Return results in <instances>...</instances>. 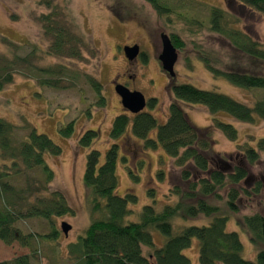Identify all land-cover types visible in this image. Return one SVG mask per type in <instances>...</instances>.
Masks as SVG:
<instances>
[{
  "label": "rangeland",
  "instance_id": "374dc122",
  "mask_svg": "<svg viewBox=\"0 0 264 264\" xmlns=\"http://www.w3.org/2000/svg\"><path fill=\"white\" fill-rule=\"evenodd\" d=\"M164 3L174 8V15L160 18L143 0H54L62 18L84 41L81 59L76 61L44 54L51 40L43 36L39 19L49 10L40 5L39 0H0V55L9 59L15 56L26 58L33 48L37 50L36 57L30 59L31 68H21L12 84L0 92V119L18 127L15 133L17 139L26 135L27 132L20 127L28 124L60 149L57 158L49 154L44 156L46 165L54 173L50 189L63 194L74 212L73 217L56 220L55 228L60 232L56 243L37 241L31 249H27L18 244L5 246L0 242V262L28 255L35 249L36 256L31 264H72L67 259L66 247L77 242L90 223L82 185L86 155L98 151L103 157L111 145L109 131L113 119L121 114H129L114 91L116 85L139 92L146 101L155 99L156 107L151 110L146 107L143 112L155 117L159 125L165 123L168 107L174 101L171 94L174 86L190 85L201 91L215 92L247 107L264 98L263 91L239 89L224 79L213 78L197 56L199 50L207 53L211 64L221 71L235 66L247 68L250 62L245 57L236 53L227 40L209 32L210 9L225 11L226 20L233 28L261 46H264L263 17L241 7L235 0H164ZM186 19L197 21L203 27L191 25ZM163 34L168 37L176 34L183 43V48L177 51L173 79L162 70L158 60ZM133 46L138 47L139 55L135 61L128 62L123 48ZM36 69H50L61 75L50 77L37 73ZM259 71L264 75L263 67ZM41 78L58 79V86H40ZM95 85L99 87L98 93ZM101 97L105 101L104 107L99 105ZM179 105L196 128L209 131L213 156L218 162L223 164L230 158V167L239 166L247 172L246 180L239 184L245 194L239 195L236 213H231L226 207L227 193L233 188L231 186L220 190L217 197L209 199L208 203L218 208V216L228 218L226 230L238 235L242 244L241 257L253 262L256 252L247 233L237 226V222L244 216H264V153H259V160L254 165L241 156H235L239 146L248 144L256 149L257 142L264 139V122L256 120L254 124H243L224 114L212 116L201 106ZM214 118L235 129V141L227 140L220 131L212 128ZM69 123H73V126L70 136L66 138L61 131ZM87 131L97 132L98 139L90 147L82 148L79 140ZM118 144L127 159L128 168L140 179L139 184H132L119 163L116 193L118 196L131 193L138 199L137 205L130 207L132 214L128 222H136L140 210L152 205L147 191H154L158 205L162 206L176 201L169 197V191L174 187L181 191L188 189V183L181 180L182 169L175 168L173 161L160 149L144 152L142 143L132 139L129 133L128 138ZM139 163H142L141 170H136ZM189 171L195 177L194 171ZM159 172L163 173L162 182L156 178ZM210 221L211 218L202 216L195 220L176 219L173 226L176 229L201 227L208 226ZM61 223L71 227L67 237L61 232ZM15 227L24 235L44 236L50 232L48 223L39 219L20 221ZM153 237L157 245L163 242L157 233ZM142 252L147 255L148 250L143 248ZM183 255L190 260V264H198L197 240H192L190 248Z\"/></svg>",
  "mask_w": 264,
  "mask_h": 264
},
{
  "label": "trees",
  "instance_id": "16d2710c",
  "mask_svg": "<svg viewBox=\"0 0 264 264\" xmlns=\"http://www.w3.org/2000/svg\"><path fill=\"white\" fill-rule=\"evenodd\" d=\"M143 1L160 18L175 14L174 8L165 4L164 0ZM235 1L264 18V0ZM39 4L49 10L47 15L39 19L43 36L51 40L44 54L79 61L83 39L62 18L54 0H39ZM226 15L221 9L211 8L208 30L227 40L236 53L250 62V66H235L221 71L211 64L207 53L200 50L197 52L198 59L213 78L224 79L239 89L264 92V75L259 71L264 68V46L233 28L226 20ZM177 16L182 18L179 14ZM186 20L191 25L203 27L197 21ZM169 39L176 51L183 48L178 35L171 34ZM36 52V48H33L26 58L15 56L9 59L0 55V92L12 84L21 68H31L30 59L36 57ZM36 72L50 77L61 75L50 69H36ZM58 83L55 78L39 80L40 86L49 88H56ZM94 89L99 92L98 86L95 85ZM171 94L174 101L168 107L164 124L159 125L155 117L147 112L118 115L111 123V145L103 157L98 151L86 155L82 185L90 223L84 235L66 247L67 259L72 264H190L183 252L190 248L192 240L198 242V264H264V216H244L237 222V226L247 233L256 252L255 261L251 262L241 257L242 244L238 235L227 232L228 218L218 216V208L208 203L209 199L217 197L220 190L231 186L233 188L227 193L226 207L231 213H236L239 195L245 192L239 184L246 180L247 172L239 166L230 167V158L228 162L223 161V164L218 162L213 156V141L209 131L196 128L179 105L201 106L212 116L224 114L237 122L254 124L256 120L264 122V98L247 107L227 96L201 91L190 85L174 86ZM104 102L101 97L99 105L104 107ZM156 105L157 101L151 99L146 107L151 110ZM72 126L73 123H69L61 131L64 137L70 136ZM17 128L0 119V242L5 246L18 244L22 248L31 249L37 241L56 243L60 237V232L55 228L56 220L73 217L74 212L63 194L50 189L54 173L46 165L44 156L49 154L57 158L60 149L28 124L20 127L27 132L26 135L17 139ZM212 128L220 131L227 140H236L237 132L231 125L214 118ZM128 133L132 139L142 143L144 152L160 149L173 161L175 168L182 169L181 180L188 183L186 191L178 187L169 191V197L176 199L171 205L168 202L159 206L154 191H147L146 195L152 205L140 210L136 222H128L127 219L132 214L130 207L137 205V197L131 193L122 196L116 193V170L119 163L126 170L132 184L140 182L139 176L128 168L127 159L118 144L128 138ZM97 139V132L87 131L81 136L79 145L88 148ZM237 149L235 158L241 156L247 163L254 165L259 160V153H264V139L257 142L256 149L248 144ZM141 165L139 163L136 170H141ZM189 169L194 171L195 177L190 175ZM156 178L162 182L163 173H157ZM199 216L211 218L209 225L179 229L173 226L176 219L195 220ZM29 219L47 222L50 232L44 236L22 234L15 225ZM154 233L163 238L160 245L156 244ZM143 248L148 250L147 255L143 254ZM35 252L33 249L28 255L0 264H31Z\"/></svg>",
  "mask_w": 264,
  "mask_h": 264
},
{
  "label": "water",
  "instance_id": "95a60500",
  "mask_svg": "<svg viewBox=\"0 0 264 264\" xmlns=\"http://www.w3.org/2000/svg\"><path fill=\"white\" fill-rule=\"evenodd\" d=\"M161 54L158 57V60L161 64L162 70L173 79L174 66L177 62L178 55L176 49L171 44V41L168 36L161 35ZM123 54L128 62H133L137 59L139 55V49L137 46L133 47H124ZM114 91L117 96L120 98L121 105L125 111L131 115H137L146 108V100L139 92H131L127 88L121 85H116ZM61 232L65 237H67L70 232L71 227L66 223H61L60 225Z\"/></svg>",
  "mask_w": 264,
  "mask_h": 264
},
{
  "label": "flooded vegetation",
  "instance_id": "af4514ba",
  "mask_svg": "<svg viewBox=\"0 0 264 264\" xmlns=\"http://www.w3.org/2000/svg\"><path fill=\"white\" fill-rule=\"evenodd\" d=\"M139 57H140V56H139ZM137 58H138V57H137ZM147 102H148V101H146V106H147Z\"/></svg>",
  "mask_w": 264,
  "mask_h": 264
}]
</instances>
